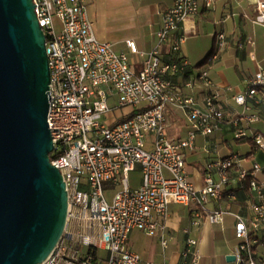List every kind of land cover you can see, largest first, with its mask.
<instances>
[{
	"label": "built area",
	"instance_id": "1",
	"mask_svg": "<svg viewBox=\"0 0 264 264\" xmlns=\"http://www.w3.org/2000/svg\"><path fill=\"white\" fill-rule=\"evenodd\" d=\"M214 0H174L163 13L157 31L158 44L148 53L139 51L133 40L127 46L143 57L135 70L128 54L117 52L110 42L96 36L88 15L87 0H33L35 12L46 35L51 72L48 121L54 149L51 162L57 166L68 193V214L63 234L40 264H154L142 262L129 246L133 230L149 236L162 227L171 204L190 206L188 234L181 264H199V240L191 228L205 222L223 223L225 215L236 218L239 243L233 250L238 264H261L264 248V162L230 153L206 163L203 185L196 187L187 169V151L195 147L199 135L209 136L227 122L220 94L213 89L208 71L197 80L211 88L202 101L184 92L173 76L190 68L181 53L188 32H182L188 18L196 16L200 3ZM254 22L264 26V0H253ZM170 53H162L166 42ZM253 45L254 42L250 41ZM227 44L224 31L216 34V60ZM254 57V53H251ZM186 86L193 87L188 81ZM118 96V106H131L124 117L106 123L103 116L113 109L110 100ZM243 110L230 120L237 141L253 140L264 154V133L253 131L264 107V67L257 65L244 91L234 96ZM183 112L189 124L184 137L169 134L168 109ZM141 171V183L130 184V174ZM115 189L109 201L106 191ZM246 193L249 215L225 209L221 204ZM214 207H210V204ZM167 245V239L163 238ZM101 250L107 252L106 256Z\"/></svg>",
	"mask_w": 264,
	"mask_h": 264
},
{
	"label": "water",
	"instance_id": "2",
	"mask_svg": "<svg viewBox=\"0 0 264 264\" xmlns=\"http://www.w3.org/2000/svg\"><path fill=\"white\" fill-rule=\"evenodd\" d=\"M50 82L33 0H0V264H40L66 225V184L51 162Z\"/></svg>",
	"mask_w": 264,
	"mask_h": 264
},
{
	"label": "crops",
	"instance_id": "3",
	"mask_svg": "<svg viewBox=\"0 0 264 264\" xmlns=\"http://www.w3.org/2000/svg\"><path fill=\"white\" fill-rule=\"evenodd\" d=\"M172 5L168 6L167 9ZM167 9L159 10L156 15H152L151 37L142 41L143 52L148 53L157 46V31L162 25L163 13ZM200 29L213 36L212 50L216 49V34L224 31L227 36L226 46L222 48L216 60H208L202 63L206 58L205 56L199 62L198 67H195L191 59L184 55L191 66L188 70L173 76V80L184 94L202 101L204 96L211 91V88L197 80V76L204 70L208 71L210 80L215 85L213 89L220 94V101L227 122L222 125L221 129L209 136L199 135L195 147L187 151V169L190 179L196 187L203 185L206 163L218 157L238 152L250 157L245 162L247 166L251 164L253 159L264 162V154L255 149L253 140L237 141L235 139L234 127L230 123V120L243 110L236 104L234 96L245 90L258 64L264 67V26L254 22L253 0H214L212 6H207L204 1L201 2L198 14L187 19L182 32H188L187 38H190L197 35ZM250 41H253L254 44L252 45ZM134 43L138 49L135 41ZM170 44L171 42L168 41L162 47V53L167 59L170 57ZM252 52L254 57L251 55ZM130 61L133 68L139 70L142 67L143 57L130 58ZM188 81L194 82L192 88L186 86ZM179 112L184 116L182 111L173 107L167 111L171 126L178 132L173 137H184L189 129L188 125L184 129L179 127L178 124L182 117H180ZM126 114L114 119L124 117ZM260 116V121L252 125V132L258 130L264 133V107L260 109ZM186 122L188 123L187 120ZM202 151L205 153L203 157L201 156ZM137 170H139V175L134 182L130 174L132 187H137L141 183L140 169L137 168L132 172ZM259 178L264 179V172L259 174ZM237 195V200L225 202L221 206L232 212L248 216L250 213L247 208L246 193L238 191ZM210 207H214V204L211 203ZM193 208H195V204L190 206L171 204L168 216L161 220L162 227L159 232L154 236H149L140 230H133L129 237V246L141 256L143 263L151 261L154 264H181L188 238L184 229L191 227ZM235 225L236 218L227 214L223 223L214 224L207 221L200 228H191V236L199 240L201 253L199 264H238L236 259L234 261L227 259V256L233 255L232 252L239 243L235 234ZM163 238L167 239V245L163 244ZM100 252L103 256L107 254L104 250ZM259 257L261 264H264V248L259 250Z\"/></svg>",
	"mask_w": 264,
	"mask_h": 264
},
{
	"label": "rangeland",
	"instance_id": "4",
	"mask_svg": "<svg viewBox=\"0 0 264 264\" xmlns=\"http://www.w3.org/2000/svg\"><path fill=\"white\" fill-rule=\"evenodd\" d=\"M173 2L174 0H87L89 17L97 37L104 42H110L119 52L126 51L131 59L141 56L131 52L126 45L127 41L134 40L138 49L142 51V41L151 37L152 15H156L159 10L167 9ZM213 44V36L200 29L197 35L187 38L181 45V53L189 57L193 65L198 67L199 62L211 52ZM170 55L178 57V53L171 52ZM110 107L113 110L103 116L106 123L132 110L131 106H118V96L110 100ZM179 115L182 117L178 125L184 129L189 124L181 112ZM168 124L169 134L177 135L178 132L171 126L170 119ZM204 155L202 151L201 156ZM138 175L139 170L131 173L133 182ZM114 192L115 189L106 191L109 201L112 200Z\"/></svg>",
	"mask_w": 264,
	"mask_h": 264
},
{
	"label": "trees",
	"instance_id": "5",
	"mask_svg": "<svg viewBox=\"0 0 264 264\" xmlns=\"http://www.w3.org/2000/svg\"><path fill=\"white\" fill-rule=\"evenodd\" d=\"M213 51H214V49L211 50V52L206 56V58L202 61V63H205L211 59V55H212ZM51 157H53V154H51Z\"/></svg>",
	"mask_w": 264,
	"mask_h": 264
}]
</instances>
